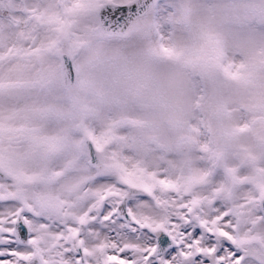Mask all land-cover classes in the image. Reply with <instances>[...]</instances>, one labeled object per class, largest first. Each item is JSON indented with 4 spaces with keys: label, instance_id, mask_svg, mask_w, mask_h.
Here are the masks:
<instances>
[{
    "label": "snow or ice",
    "instance_id": "6c2138e0",
    "mask_svg": "<svg viewBox=\"0 0 264 264\" xmlns=\"http://www.w3.org/2000/svg\"><path fill=\"white\" fill-rule=\"evenodd\" d=\"M0 264H264V0H0Z\"/></svg>",
    "mask_w": 264,
    "mask_h": 264
}]
</instances>
